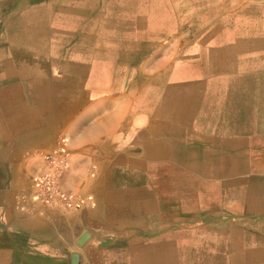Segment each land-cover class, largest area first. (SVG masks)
Here are the masks:
<instances>
[{"label": "crops", "instance_id": "crops-1", "mask_svg": "<svg viewBox=\"0 0 264 264\" xmlns=\"http://www.w3.org/2000/svg\"><path fill=\"white\" fill-rule=\"evenodd\" d=\"M3 14L0 264H264V27L196 47L176 76L147 65L160 45L133 63L94 44L91 20ZM63 143L74 205L21 202Z\"/></svg>", "mask_w": 264, "mask_h": 264}, {"label": "bare ground", "instance_id": "bare-ground-1", "mask_svg": "<svg viewBox=\"0 0 264 264\" xmlns=\"http://www.w3.org/2000/svg\"><path fill=\"white\" fill-rule=\"evenodd\" d=\"M0 1H5V3L0 2V11L5 9L8 10L10 8L7 7L8 5H10V4H6L7 0H0ZM26 1H28L30 5L28 6V8H26V6L19 8L22 13L21 15L36 17L38 11H40L43 8L40 7L42 4L39 1L38 2L33 1L34 3L32 2V0H26ZM119 1H126V0H119ZM11 2H13L14 4L16 1L10 0L7 3H11ZM231 3H235L236 5L241 4L239 6V8L241 9H238L236 11L237 13L234 15L232 12H228L231 14L224 13L225 12L224 10L232 8V6L230 5ZM259 3L260 0H129L128 2L126 1L121 3L119 6L116 5L114 6L112 2H108L106 6L103 5L100 7L99 12L91 11V8L89 7L87 8L78 5L75 9L74 7H72V5H69L65 9L60 8V9L52 10L51 14L48 9V13L59 21L66 20L67 18L74 16V12L80 15L78 16L79 20H84V21L91 20V17L95 18L93 16L94 14L99 15L103 23L102 28L109 33L97 35L96 37H94L93 43L94 44L100 43L102 45L111 47V49L117 47L120 56L122 55V59H128L133 63L139 62L142 59V56L148 53V51H150L153 46L160 45V42L163 38L167 36L171 37L172 35H175V40L170 45L168 46L160 45L161 52L165 54L167 53V55L160 59H153L154 57H151L152 60L148 61L147 65L157 68L162 67L164 68V70H166L167 67L169 69L170 68L169 66L174 65V75L177 76V75L186 74V71L180 72L184 70L180 69L181 64L179 63L178 59L183 58L182 56L187 58L188 56H190V59H192L194 53L198 52V48L196 47L198 46L200 47V45L204 46V45H211L216 43H225V41L231 38L233 34H235V36H232V38H234L238 44H241L242 34L251 31L252 29L255 30L260 27H264V25L262 24L263 19L254 20L251 23V22H247L243 17L244 16L243 14H245L246 12L259 14L264 17V8L261 5H259ZM122 13H125L126 16H124ZM114 17H123V19L122 21L120 20L119 23L114 24L113 23ZM255 24H260L262 26ZM113 31H120L122 33L127 32V34L130 33V35L126 37L119 36L120 38H118V41L115 42L117 44H114V41L113 39H111L110 36L111 32ZM209 31H211V35H208L210 33ZM206 32L208 34H204ZM208 36H211L210 40H209L210 37ZM73 39H74V44H78L80 47H84V45H86V42L82 41L80 35L75 36ZM244 43L245 41L243 42V45L246 44ZM188 44H190V46L187 47ZM177 46H186L185 48L186 50L185 49L183 50V55H181L180 57L177 56L173 57L174 54L177 55V52H175ZM129 54H131V57L129 56ZM113 55H116V51L112 54L111 58H113ZM212 57L219 59V55H214V56L212 55ZM105 59L106 58H101V61ZM190 59L189 61H191ZM102 63L104 62H99L98 64H102ZM172 71L173 70H171L168 73V75H170ZM161 73L162 72H158L156 73V75H160ZM166 74L167 73H165V75ZM103 75H105V73ZM138 78L140 79V77ZM230 91L232 92V90ZM205 99H207V97ZM64 149H65V145H64ZM177 187L178 185H176V188ZM196 234L200 235L203 233H201L200 231H196Z\"/></svg>", "mask_w": 264, "mask_h": 264}, {"label": "rangeland", "instance_id": "rangeland-1", "mask_svg": "<svg viewBox=\"0 0 264 264\" xmlns=\"http://www.w3.org/2000/svg\"><path fill=\"white\" fill-rule=\"evenodd\" d=\"M14 1H16L14 4H13V2L6 3V4H10V5L7 6V7H10V8L8 10L5 9V10L0 11L1 12L0 13V17H1V15L2 16L6 15V14H3L5 11L10 12L11 14L16 13L13 16L14 17V22H16L19 19V17L21 16V14H22L21 10L19 8H22L23 6H26V8H28V6L30 5L29 2L26 1V0H14ZM33 1L34 2H36V1L38 2L39 1L42 4L40 7L41 8L43 7V8L40 11H38V14H37V18L40 19V18H43V17L47 18V16L53 18L50 15L52 13V10H56V9H60V8L65 9L69 5H72V7H74L75 9H76V7L78 5L79 6H83V7H87V8L89 7V8H91V11L99 12L100 11V7L103 6V5L106 6L108 4V2H112L114 6L115 5L119 6L121 3L126 2V1L128 2L129 0H126V1H119V0H106V1L105 0H32V2ZM230 5L232 6V8L230 9L231 11H237V9L239 8V6L241 4H239V5L237 4L236 5L235 3H231ZM259 5H261L264 8V0H260ZM48 9L50 11V14L48 13ZM37 10H39V9H37ZM122 14L124 16H126L125 13H122ZM74 16H71L70 18H67L66 20H63V21L68 23L67 25H72V26L81 25L82 27H85L88 24V21H84V20H79L78 19V16H80L79 14L74 12ZM93 16L95 18L91 17V23H90L91 25L90 26H92V24H93L94 31L100 33V32H102V29H103L102 28L103 23H102V21L100 19L101 17L99 15H97V14H94ZM64 18H66V17H64ZM122 19H123V17H114L113 23L117 24V23H119L120 20L122 21ZM107 33H109V32H107ZM129 35H130V33L127 34V32H123L122 33L120 31H113V32H111L110 36H111V39H113L114 44H117L115 42L118 41V38H120L119 36L126 37V36H129ZM171 41H172V39H168V37H165V38H163L161 40L160 45L167 46V43L171 42ZM158 54H159L158 57L161 58L162 54L160 52ZM241 168L242 167L240 165L239 170H241ZM24 193H21L19 195V198H18L19 200L24 195ZM200 228H202V227H200ZM176 229L179 230L180 232H183V230L184 231H189V230L198 231L199 226H197L196 224L194 225L192 223L191 226H186L185 228L180 227V228H176ZM207 229H209V228L205 227L203 230H207ZM211 230H214V228L211 229Z\"/></svg>", "mask_w": 264, "mask_h": 264}, {"label": "built area", "instance_id": "built-area-1", "mask_svg": "<svg viewBox=\"0 0 264 264\" xmlns=\"http://www.w3.org/2000/svg\"><path fill=\"white\" fill-rule=\"evenodd\" d=\"M44 167L31 178V192L20 198L21 202L31 200L35 203L50 206L57 204L62 208L74 205L72 196L61 186V180L68 170L67 153L64 143L41 155Z\"/></svg>", "mask_w": 264, "mask_h": 264}, {"label": "water", "instance_id": "water-1", "mask_svg": "<svg viewBox=\"0 0 264 264\" xmlns=\"http://www.w3.org/2000/svg\"><path fill=\"white\" fill-rule=\"evenodd\" d=\"M84 238H85V236L83 235L82 237H81V239L82 240H84ZM83 241H80V243H82ZM72 264H76V262H77V256H76V254H74V255H72Z\"/></svg>", "mask_w": 264, "mask_h": 264}]
</instances>
